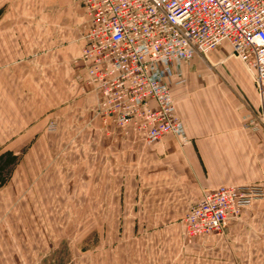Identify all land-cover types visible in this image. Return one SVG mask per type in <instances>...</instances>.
<instances>
[{
	"label": "rangeland",
	"instance_id": "374dc122",
	"mask_svg": "<svg viewBox=\"0 0 264 264\" xmlns=\"http://www.w3.org/2000/svg\"><path fill=\"white\" fill-rule=\"evenodd\" d=\"M7 14L0 0V36L18 31L1 27ZM27 46L31 52L38 47ZM4 48L0 41L1 112L2 92L18 84L38 101L41 116L38 123L25 117L17 125L10 109V138L20 126L28 138L5 141L0 132V264H264V215L242 212L264 204V180L233 184L258 186L262 196L227 215L219 230L194 234L189 210L205 192L224 185L197 195L180 180L162 186L149 177L151 182L138 184L144 174L137 167L144 166L145 149L153 142L131 129L125 135L96 112L78 55H30L18 76L15 60L1 58ZM12 94L10 108L17 104ZM24 104L29 107L28 100ZM252 117L244 126L253 124ZM172 136L180 146L190 142Z\"/></svg>",
	"mask_w": 264,
	"mask_h": 264
},
{
	"label": "built area",
	"instance_id": "2783aa9c",
	"mask_svg": "<svg viewBox=\"0 0 264 264\" xmlns=\"http://www.w3.org/2000/svg\"><path fill=\"white\" fill-rule=\"evenodd\" d=\"M81 62L97 113L125 135L147 142L166 134L187 141L170 84L182 65L222 42L253 71L264 95V0H83ZM264 110V107H263ZM255 185H224L204 193L187 221L194 234L221 228L227 215L261 197Z\"/></svg>",
	"mask_w": 264,
	"mask_h": 264
},
{
	"label": "crops",
	"instance_id": "0c3cea01",
	"mask_svg": "<svg viewBox=\"0 0 264 264\" xmlns=\"http://www.w3.org/2000/svg\"><path fill=\"white\" fill-rule=\"evenodd\" d=\"M1 6L8 13L7 22L1 23V27L18 30L16 34L7 30L9 32L0 36V41L6 44L1 58L15 60L16 70L29 57L34 60V55L55 59H67L68 54L70 57L78 55L82 44L83 0H1ZM20 29H24V34ZM27 29H32L31 35L25 34ZM30 44L38 45L37 49L31 52L27 46ZM222 61L225 65L221 68L208 67ZM9 65L7 62L6 67ZM52 65L55 66L54 61ZM48 68L56 73L51 65ZM182 71L183 81L172 82L170 89L190 142L180 146L177 138L166 134L149 144L145 149L144 166L141 170L137 167L144 178H137L136 182H160L166 186L164 181L180 180L183 188H193L201 195L203 190L220 185L264 180V124L261 123L264 95L259 93L253 71L232 54L226 42L206 53L205 57L194 55L189 64L182 65ZM53 90L56 91L55 86ZM26 92L30 91L18 84L15 88L13 85L6 87L2 92L1 99L6 102L2 104L4 113L0 108V132L4 133L5 141L15 139L19 142L28 138L22 126L18 127V134L10 138V109L15 111L13 123L17 125L26 123L25 117H31L33 123L40 119L38 101ZM11 93L17 104L10 108ZM55 99L54 96L53 102ZM25 100H28V108L22 105ZM254 114L253 124L247 122L244 126V121L252 119ZM1 141L2 135L0 144ZM242 212L244 217L247 213L264 215V204H254Z\"/></svg>",
	"mask_w": 264,
	"mask_h": 264
}]
</instances>
